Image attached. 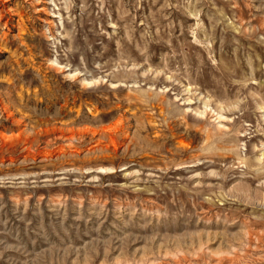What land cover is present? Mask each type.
I'll return each instance as SVG.
<instances>
[{
    "label": "rangeland",
    "instance_id": "1",
    "mask_svg": "<svg viewBox=\"0 0 264 264\" xmlns=\"http://www.w3.org/2000/svg\"><path fill=\"white\" fill-rule=\"evenodd\" d=\"M0 264H264V0H0Z\"/></svg>",
    "mask_w": 264,
    "mask_h": 264
}]
</instances>
